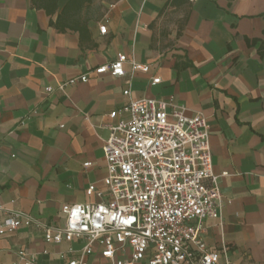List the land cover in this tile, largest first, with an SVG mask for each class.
I'll return each mask as SVG.
<instances>
[{
    "label": "crops",
    "instance_id": "crops-1",
    "mask_svg": "<svg viewBox=\"0 0 264 264\" xmlns=\"http://www.w3.org/2000/svg\"><path fill=\"white\" fill-rule=\"evenodd\" d=\"M121 53L149 71L96 73ZM144 97L207 117L224 205L202 235L232 264H264V0H0V226L23 214L0 235V264L20 249L37 264L80 254L83 239L47 242L43 228L65 224V204L108 199L87 189L105 190L110 127ZM86 261L114 264L98 246Z\"/></svg>",
    "mask_w": 264,
    "mask_h": 264
},
{
    "label": "built area",
    "instance_id": "built-area-1",
    "mask_svg": "<svg viewBox=\"0 0 264 264\" xmlns=\"http://www.w3.org/2000/svg\"><path fill=\"white\" fill-rule=\"evenodd\" d=\"M99 30L105 34L107 23ZM128 60L127 54L121 53L95 71L123 76ZM129 62L133 72L150 69L149 64L133 58ZM80 79L86 82L89 77L84 74ZM130 92V88L124 90L125 95ZM122 111L128 117L111 125L104 145L105 190L94 184L87 189L89 196L106 192L108 199L65 204V224L44 226L45 240L85 241L80 254L68 264H88L86 256L94 253L95 246L114 264L143 260L149 264H232L225 244L210 247L202 235L204 220L221 219L224 205L219 176L213 172L207 117L202 113L188 116L173 97L131 99ZM118 113L112 111L110 116ZM22 220L23 214L13 211L1 224L0 235L19 228ZM118 253L128 256L117 259ZM18 263L37 264V255L20 249Z\"/></svg>",
    "mask_w": 264,
    "mask_h": 264
}]
</instances>
